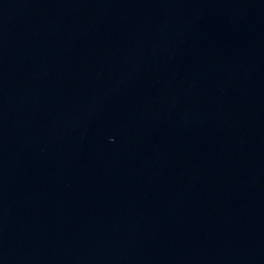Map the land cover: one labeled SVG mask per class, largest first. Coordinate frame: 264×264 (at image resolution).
I'll return each instance as SVG.
<instances>
[{"label": "water", "instance_id": "1", "mask_svg": "<svg viewBox=\"0 0 264 264\" xmlns=\"http://www.w3.org/2000/svg\"><path fill=\"white\" fill-rule=\"evenodd\" d=\"M0 264H264V0H0Z\"/></svg>", "mask_w": 264, "mask_h": 264}]
</instances>
